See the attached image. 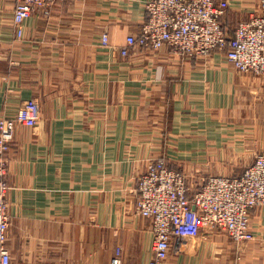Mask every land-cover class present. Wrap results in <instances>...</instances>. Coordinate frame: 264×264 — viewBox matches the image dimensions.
Segmentation results:
<instances>
[{
    "label": "crops",
    "instance_id": "crops-1",
    "mask_svg": "<svg viewBox=\"0 0 264 264\" xmlns=\"http://www.w3.org/2000/svg\"><path fill=\"white\" fill-rule=\"evenodd\" d=\"M148 1L59 2L36 11L19 39L16 0H0V119L31 99L41 108L37 128L17 127L8 155L13 264H110L118 249L123 264H148L153 223L138 214L137 186L151 162L185 173L192 196L264 153V77L238 73L224 51L122 56ZM228 2L231 36L263 13L259 0ZM251 218L253 241L214 229L169 264H264V208Z\"/></svg>",
    "mask_w": 264,
    "mask_h": 264
},
{
    "label": "built area",
    "instance_id": "built-area-1",
    "mask_svg": "<svg viewBox=\"0 0 264 264\" xmlns=\"http://www.w3.org/2000/svg\"><path fill=\"white\" fill-rule=\"evenodd\" d=\"M67 0H16L14 28L24 37V24L36 11L46 15L59 2ZM84 2L86 0H69ZM261 11L239 24L231 36L222 23L229 8L228 0H150L148 19L140 35L129 36L122 47L123 57L134 47L159 51L170 47L191 59L206 58L224 51L229 63L240 74L264 77V0ZM109 46V36H103ZM41 108L35 99L24 102L14 118L0 119V264H13L7 246L10 215L8 212V155L18 126L37 128ZM185 173L170 169L166 161L151 162L138 178L137 211L152 220L153 258L148 264H169L173 252L186 253L190 243L217 229L235 243L255 239L251 213L264 208V153L240 175L210 176L189 195ZM110 264H123L118 249Z\"/></svg>",
    "mask_w": 264,
    "mask_h": 264
}]
</instances>
